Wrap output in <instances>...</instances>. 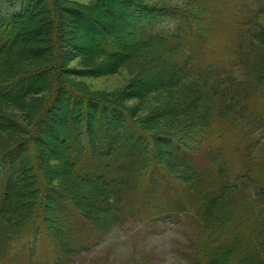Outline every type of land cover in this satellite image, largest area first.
<instances>
[{
  "label": "trees",
  "instance_id": "16d2710c",
  "mask_svg": "<svg viewBox=\"0 0 264 264\" xmlns=\"http://www.w3.org/2000/svg\"><path fill=\"white\" fill-rule=\"evenodd\" d=\"M92 1L0 3V264L24 246L28 264H73L160 198L200 222L193 264H264V0ZM69 19L95 75L136 73L118 100L67 80ZM156 96L146 117L128 104Z\"/></svg>",
  "mask_w": 264,
  "mask_h": 264
},
{
  "label": "rangeland",
  "instance_id": "374dc122",
  "mask_svg": "<svg viewBox=\"0 0 264 264\" xmlns=\"http://www.w3.org/2000/svg\"><path fill=\"white\" fill-rule=\"evenodd\" d=\"M3 1V0H2ZM0 1V3L2 2ZM66 4L82 8L90 13L95 9L92 0H65ZM148 7H177L195 10L197 1L201 0H137ZM3 8V9H2ZM0 9L5 14L12 12L8 3L1 5ZM93 15V14H92ZM94 17V16H93ZM144 20V19H143ZM141 20L145 24V21ZM264 26V14L260 18ZM69 40L65 38L59 45L63 53L67 54L65 66L77 75L67 74V80L75 87L77 92L90 94L108 101L119 99L124 91L135 81L136 73L127 66L117 73H101L95 75L93 71L97 66L106 64L102 57L93 58L85 50L80 49V41L85 39L79 32L77 25L69 19L66 22ZM235 36H239L238 33ZM233 34L225 39V43L237 40ZM43 41L33 39L30 46L37 47ZM92 60V62H91ZM155 65L147 66L142 70V79L146 74L153 73ZM58 69H55L57 72ZM163 97L150 98L145 104L133 100L128 104L138 106L139 116L146 117L153 108L160 107ZM59 120V119H58ZM57 120V121H58ZM55 131H53L54 133ZM4 133H0L2 144ZM7 134V132H5ZM4 144V143H3ZM2 144V145H3ZM66 184L74 185L73 179L66 176ZM59 181H57L58 183ZM74 187V186H73ZM156 207L140 208L137 218L140 220H128L124 224L114 227L111 232L99 237L91 245L90 251H84L73 259V264H193L196 246L200 242L198 233L200 222L196 219L193 211L174 209L162 204ZM23 254L13 255L8 264H28V255L25 252L28 247H23ZM44 249V248H42Z\"/></svg>",
  "mask_w": 264,
  "mask_h": 264
}]
</instances>
